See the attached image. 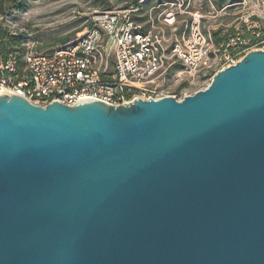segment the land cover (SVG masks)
<instances>
[{
  "label": "water",
  "instance_id": "95a60500",
  "mask_svg": "<svg viewBox=\"0 0 264 264\" xmlns=\"http://www.w3.org/2000/svg\"><path fill=\"white\" fill-rule=\"evenodd\" d=\"M0 264H264V50L182 100L0 94Z\"/></svg>",
  "mask_w": 264,
  "mask_h": 264
},
{
  "label": "built area",
  "instance_id": "2783aa9c",
  "mask_svg": "<svg viewBox=\"0 0 264 264\" xmlns=\"http://www.w3.org/2000/svg\"><path fill=\"white\" fill-rule=\"evenodd\" d=\"M165 4L170 7L157 16L150 10L145 21L131 17L140 11L139 6L97 11L74 39L48 53L29 49L0 53V94L19 95L39 106L54 101L74 106L89 99L119 106L137 97L157 99L154 84L174 66L180 65V76L194 78L202 73L212 81L218 71L263 43L259 30L254 37L215 44L212 32L204 30L200 11H186V0ZM186 12L190 14L188 34L178 27Z\"/></svg>",
  "mask_w": 264,
  "mask_h": 264
},
{
  "label": "rangeland",
  "instance_id": "374dc122",
  "mask_svg": "<svg viewBox=\"0 0 264 264\" xmlns=\"http://www.w3.org/2000/svg\"><path fill=\"white\" fill-rule=\"evenodd\" d=\"M166 1L143 2L140 11L132 13L131 17L145 21L146 14L152 9L157 16L170 7V4H165ZM186 1V11H200L203 14L206 32L223 27L226 33L230 27L235 30L238 28L241 36L239 34L232 37L234 42H238V38H248L247 36L261 30L263 43L259 49L264 50V0H242L235 5H225L221 8L215 0ZM131 7H126L125 0H0V47L4 45L8 48L48 53L55 46L74 39L80 31L89 26L95 12L122 11ZM188 12L180 17L178 27L181 33L185 31L188 34ZM242 26L248 32H240ZM180 70V65H176L168 75L156 81L155 97L173 96L182 100L211 83V77L202 73L192 78L187 74L178 75Z\"/></svg>",
  "mask_w": 264,
  "mask_h": 264
},
{
  "label": "trees",
  "instance_id": "16d2710c",
  "mask_svg": "<svg viewBox=\"0 0 264 264\" xmlns=\"http://www.w3.org/2000/svg\"><path fill=\"white\" fill-rule=\"evenodd\" d=\"M125 1H126V7H130V6H139L140 7L142 5V4L140 5L138 3L139 0H125ZM146 1H148V0H145V2ZM215 1H217L218 7L221 8L225 5H235L239 2H241L242 0H215ZM242 27L243 28H241V30H244L245 33L248 32L244 26H242ZM224 30H225V28L220 27V28L212 31V39H213L215 44L228 43V42H230L231 39H233L232 37L238 36V31L235 30L234 27L228 28L226 33L224 32ZM239 36H241V34ZM252 36H247V37H252ZM15 50H17V49L8 48L7 46H4V45H3V47H0V53H2L3 55H7L8 53L15 51Z\"/></svg>",
  "mask_w": 264,
  "mask_h": 264
}]
</instances>
